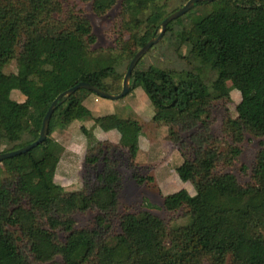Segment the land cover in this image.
<instances>
[{
    "label": "trees",
    "instance_id": "obj_1",
    "mask_svg": "<svg viewBox=\"0 0 264 264\" xmlns=\"http://www.w3.org/2000/svg\"><path fill=\"white\" fill-rule=\"evenodd\" d=\"M83 1L89 2L95 16L118 3L120 61L129 62L157 35L167 16L157 6L159 0ZM202 4L206 2L193 7ZM210 4L211 10L187 27L171 34L170 21L163 31L183 48L180 58L190 70L149 66L134 67L130 74L129 92L141 88L153 111L151 122L167 127L171 142L182 145L175 129L196 128L185 159L192 194L180 189L161 200L168 213L185 210V222L169 227L147 210L124 212L117 217L119 231L112 232L109 216L117 203L118 175L102 157L103 169L74 204L80 213L96 211L93 226L74 227L66 195L50 196L63 149L48 150L49 135L56 128L90 120L89 128L78 129L87 149L93 150L99 144L98 133L118 127L129 138L141 133L134 119L114 114L89 119L85 101L92 93L80 89L58 100L39 145L0 162V264H226V260L264 264V145L254 155L248 184L240 185L221 170L237 161L246 135L264 136V131L248 124L253 114L264 121V0ZM56 13H60L57 0H0V144L10 146L0 154L35 141L39 129L33 122H41L51 101L77 83L112 95L120 91L115 60L92 56L95 38L87 20L68 14L60 21L54 18ZM11 61L17 90L31 105L10 99L11 77L2 69ZM204 68L214 75L209 84L203 81ZM234 91L242 111L222 122L221 133L229 144L221 149L207 132L209 107L228 100ZM9 162L12 174L6 170ZM131 178L138 185L151 181L135 174ZM18 243H23V251Z\"/></svg>",
    "mask_w": 264,
    "mask_h": 264
},
{
    "label": "rangeland",
    "instance_id": "obj_2",
    "mask_svg": "<svg viewBox=\"0 0 264 264\" xmlns=\"http://www.w3.org/2000/svg\"><path fill=\"white\" fill-rule=\"evenodd\" d=\"M187 0H159L157 6L163 14L169 15L182 7ZM60 13L54 14L56 20H65L69 15L77 14L87 20L94 35L95 42L90 50L93 57L109 58L115 60V70L121 75V80L126 71L128 62L119 60L116 40L119 34L120 8L118 3L102 16H95L89 2L83 0H57ZM212 3V2H210ZM210 3L191 7L185 14L171 21V34L176 33L182 27H187L190 21L198 15L206 14L211 10ZM149 11L142 16L144 19ZM143 28H141V31ZM19 47L15 49L17 54ZM184 50L177 47L170 34H162L160 40L153 45L136 63L135 68L145 70L149 66L161 69L190 70L180 58ZM2 72L11 77L10 99L15 102H26L16 87V66L11 61L5 65ZM203 81L206 84L214 75L207 68L202 70ZM131 85V78L128 81ZM85 105L89 111V119L98 116L114 114L118 118L134 119L140 126V136L136 139L123 134L121 127L113 131L99 135V144L93 150H88L86 142L79 132L78 127L90 126V120L80 121L65 129H55L48 137L47 149L52 150L60 146L63 150L54 176L56 188L50 196L63 193L66 195V206L70 209V217L77 229L91 228L96 214L94 210L80 213L75 210V200L81 192L93 185L94 175L103 169L102 157L108 159L111 167L118 175L117 203L109 216L110 230L118 232L117 217L124 212L136 213L147 210L152 215L161 219L169 227L181 225L185 222V210L168 213L161 207L162 197L180 189L192 194V188L188 182V169L185 159L189 158L187 148L190 146V136L196 131H178L182 143L178 146L167 138V127L156 125L150 118L153 113L148 100L140 87L128 90L122 98L111 101L101 99L94 94H89ZM240 99L237 92H232L228 100H218L211 103L208 117V135L219 143L221 149H225L229 141L221 133V125L226 117L233 118L241 113ZM40 120L33 122L35 129L40 128ZM248 124L258 131H264V121H260L257 114L248 118ZM260 145H264V136L255 138L246 135L240 145V155L231 166L221 169L222 172L232 174L240 185L248 184L249 174L253 165L254 155ZM10 146L0 144V151L7 150ZM13 163L9 162L6 170L13 173ZM138 177H150V182L136 184L131 175ZM17 236V234H16ZM61 236L59 235V240ZM21 251L23 243H18ZM202 264H209L203 262ZM226 264L229 261L226 260Z\"/></svg>",
    "mask_w": 264,
    "mask_h": 264
},
{
    "label": "water",
    "instance_id": "obj_3",
    "mask_svg": "<svg viewBox=\"0 0 264 264\" xmlns=\"http://www.w3.org/2000/svg\"><path fill=\"white\" fill-rule=\"evenodd\" d=\"M206 2V3H210L214 0H187L185 2V4L180 7L179 9H177L176 11L170 13L169 15H167L162 22L160 23V30L158 31L157 35L150 38L142 47H140L133 55V57L131 58V60L128 62V65L126 67V71L122 77L121 80V88L120 91L115 94H109L106 93L92 85L86 84V83H82L79 82L76 85H74L73 87L63 91L62 93H60L59 95H57L50 103V105L48 106V108L46 109L43 118L41 119V123H40V128L38 130V136L36 138L35 141H33L32 143L13 150V151H8V152H4L0 154V162L5 160V159H9V158H13L17 155L26 153L27 151L31 150L32 148H34L35 146L39 145L46 137L47 135V126H48V121L50 118L51 113L53 112L56 103L58 102V100H60V98L66 99L69 95H71L73 92L83 89L86 91L91 92L92 94H94L95 96L101 98V99H107V100H111V101H115L118 100L120 98H122L124 95L127 94L128 90H129V78H130V74L131 71L133 70V68L135 67L136 63L139 61V59L153 46L155 45L161 38L164 28L165 26L172 20L178 18L179 16L185 14L195 3L198 2Z\"/></svg>",
    "mask_w": 264,
    "mask_h": 264
},
{
    "label": "crops",
    "instance_id": "obj_4",
    "mask_svg": "<svg viewBox=\"0 0 264 264\" xmlns=\"http://www.w3.org/2000/svg\"><path fill=\"white\" fill-rule=\"evenodd\" d=\"M105 133H107V132H105ZM100 134H102V133H98V134L96 135V138H98ZM98 139H99V138H98Z\"/></svg>",
    "mask_w": 264,
    "mask_h": 264
}]
</instances>
